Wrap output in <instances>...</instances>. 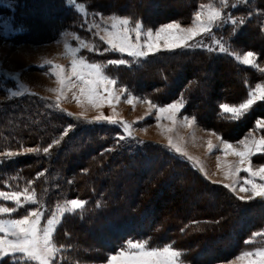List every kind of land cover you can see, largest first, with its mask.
<instances>
[{
	"label": "rangeland",
	"instance_id": "obj_1",
	"mask_svg": "<svg viewBox=\"0 0 264 264\" xmlns=\"http://www.w3.org/2000/svg\"><path fill=\"white\" fill-rule=\"evenodd\" d=\"M22 1L23 0H0V161L5 160V158H9L6 155L8 152L14 153L13 156L31 154L34 156L35 161L22 168L2 173L0 180V191H23L25 187L29 188V191L34 189L37 200L43 204V208L41 210L45 212V218L41 221V227L44 226L46 219L50 217V214L56 210V206L58 204L62 205L65 201L71 199H80L86 201L87 204V200L70 195L71 191L69 188H71V186L77 181H80V177L77 178L79 175L76 173L75 177L74 171L76 167L78 168L83 166L78 164L75 166L73 171H71L72 165L74 167V164L78 162V160H74L72 157L77 154V151L74 150L77 148L76 145L68 146V135L70 131L79 126L98 123L115 126L117 135H126L123 133V130L119 125L108 123L105 120H96V117L101 115L104 117H114L116 120L127 121L129 124H133L134 121H138L137 123L133 124V136L127 137L125 139L130 140V143L144 146L147 143H154L170 150L168 148V137H172L173 141L177 143V145L180 146L184 152L194 158H198L199 161L203 163L204 169L207 172V178L201 172L200 173L203 178L209 181V183L218 186L220 185V187L225 183H231V180H226L224 178L223 171L218 170L217 157L220 156L222 165L225 161L237 163L239 161V157L231 154L227 157H224L219 151L216 150H214L212 153H209L207 141L211 140L213 145H218L220 142L217 139V135H219L222 139L230 142L234 147L241 148V146L238 144V141L243 139L249 133H251V136L255 137L256 139H259L260 136L264 135V131L255 129L256 120L258 118H264L263 116L255 118L251 127L248 128L241 137H238L237 139H230L225 136L224 129L218 127V129L221 130L220 133V131H218L216 128L213 129L210 126L203 125L197 120L196 117V123L194 125L181 126L179 121L182 120L183 116H188L189 118L193 117L191 114L184 113V108L182 109L181 113L178 114L177 124L175 126H173L172 122L167 119H162L160 121V126H157L155 109H152L151 114L146 116V113H149L150 109L149 105L143 101L150 99L140 98L135 94H132L129 90H127L128 93H131L133 97L137 98L134 100L135 107L125 102V96H121L120 102L114 104L115 114L113 112V107L109 106L107 103H105L102 107H93L91 104L87 103L84 97H81V103L77 104L73 99V94L75 93L77 96H79L78 87L71 90L65 89L64 96L60 99L59 107H56L57 93L50 91L49 89L58 88L59 85L55 76L50 72V66L45 64V61H52L53 64L62 65L64 66L65 72L70 73L72 56L66 51L65 44L72 48L77 47L79 45V41L76 39V37L79 36L81 39L86 40L89 44L98 45L100 52H103V49L107 47L103 41L99 40V36L94 35L96 31L95 29H92L91 31L88 30V26L91 23H100L103 27L102 18L106 20L112 14H116L120 17H128L133 22L136 20H141L137 17H134L133 14L123 12L121 13L120 10L116 9L109 10L107 12L98 11V7L95 4H90L89 0H76V3L85 4V7L89 13L94 12L100 14L95 18L92 16L84 17L82 14L76 11L70 0H61L64 2L63 5L67 7L68 12L64 18L66 20L62 21L61 26L58 28V30H56L58 23L55 22L56 19H54L52 15L56 11L57 0ZM173 2L174 9L179 8V6H187L188 4H191L193 9L191 10L192 12L190 11V14L187 15V19L173 18L155 24H150L148 21H141L144 27L155 29L163 24L174 21L179 22L182 27H190L192 16L197 10L198 6L200 4L214 3L215 0H173ZM235 2H238V0H229L230 5L231 3ZM6 3L14 4V9L10 10L9 8H6L4 6ZM159 4V2L155 1L146 5L148 8L152 9L159 6ZM239 9L241 10L239 11ZM222 11L225 13L230 12L234 19H244L246 21L244 25L248 24L247 27L251 28L250 31L247 27V29L242 28L243 25L237 24L233 26L231 23H223L220 27V31H223V29L228 27L226 31L227 38L234 34L239 36L236 38L237 43H233L232 47H230L226 42L225 47L229 48L230 52L240 53L241 55L247 51L254 52L257 55V64L259 68L264 69V0H250V2L247 4H240L236 8L229 7L227 9H222ZM26 17H29V19H26ZM62 19L63 18L60 20ZM248 19H251V22L247 23ZM5 21H10V26L6 27L3 23ZM215 30L216 29L214 28V31ZM245 31L249 32L247 33ZM251 32L252 35L250 34ZM24 33L27 35H24ZM100 35H103V33L101 32ZM219 35L220 34L215 33L216 38H222L221 35ZM204 39L206 44L211 43L209 38L205 37ZM247 42H251L253 44L249 43L250 46H248ZM162 43L163 42L161 41V44ZM252 45L255 46L251 48ZM212 47L214 49L217 48L215 44H212ZM215 52H218V49L209 53L213 54ZM79 55L86 56L89 62L106 63V53L100 55L97 52L90 53L87 49H83ZM184 61L186 60H182L180 62L184 63ZM236 62L241 64L238 61ZM241 65L247 66L243 64ZM247 67L253 71H251V74L249 73V79L248 77H245L243 80L244 86L247 87L245 96L239 100H229L227 103L229 106H237L246 98L250 87H254L257 83H264V73H261L250 66ZM217 69L218 68L215 65H211L210 68L205 70L204 80L201 81L199 90L200 97L207 98L206 96L209 95L211 91L209 83L211 82L213 75H215L217 72ZM225 74L227 77H229L227 80L232 81V83L229 82L230 84L241 88L240 84L236 81L235 75H231L227 72H225ZM19 84L25 85L27 87V91L20 96H11V92L19 90L17 87ZM113 87L117 94H119L121 88H125L118 83ZM192 87L193 86L191 85L190 90ZM218 91L224 92L226 90H224V88H220ZM29 95L34 96L30 97ZM21 97H24L25 100L20 99ZM179 98H181V96L162 104H157L152 100L150 101L158 106H166L167 104L172 103ZM221 103H218V106ZM207 108L208 112H211L210 107ZM217 110H219V107ZM57 113L62 114L63 117L61 118V116H59ZM68 113H71L72 115H68ZM64 115H68L72 121L68 124L65 123L63 120ZM220 127H222V124H220ZM168 128H173V131H164ZM65 132H67V135H64ZM213 133H216L217 135H213ZM40 136L44 137L43 145H38L36 142V139ZM55 140H59L60 142L58 144H53L50 151L47 154H44L43 148L48 147ZM73 140H76L74 142L81 146L82 141L79 136L74 137ZM26 148H39L40 152L26 153ZM184 159L187 161L186 158ZM153 160L154 158L150 157L145 161H142L138 171H143V174L149 172L151 169L147 170V167L153 164ZM187 162L193 166L191 162ZM132 164L133 162L131 161L125 166V172H128L131 169ZM38 165L43 166V168L39 169ZM262 165H264V154H257L252 157L251 167L254 170L259 169ZM245 176H247V173H240L241 178ZM175 177H179V174L176 172H171L168 176V181L161 187L163 191L168 189L170 196H176L180 190H174L171 186V181ZM191 178L192 177L190 175L187 182L185 181L187 184H185L183 180L178 179V184L181 185L180 188L183 189L182 187H184L185 189L180 191L190 193L189 197L191 199H187L186 202L184 201L186 207H190L192 204L199 203L201 199L199 194L194 192V188L192 187L191 189L190 185L194 184ZM29 181H31V183H29ZM126 181L127 179H125V182ZM143 181V177L136 179L133 188L135 189L141 186ZM212 181H218L219 183H212ZM115 184H119V182H115ZM218 189L222 191L221 188L218 187ZM224 189L225 192H222L224 193V198L228 202L229 206L227 213H221L219 210L220 208L218 209V206L216 205L217 199L215 197V193L213 190H211V192L209 189L206 190L204 194V197L210 202L206 206L208 208L207 213L206 215H201L204 217L217 218L220 214H222L224 217L229 212H231V209L238 207L237 205L234 206L229 200L230 198L228 197V193H230L235 199H237V193L245 197L250 195V193L239 192V188H237V193H232L226 188ZM157 195H162V191L158 190ZM111 197L113 198L114 196ZM162 201L163 205H167L170 202V199L165 198ZM237 201L240 200L237 199ZM260 201H262L260 198H256L254 200L240 202L243 205L247 203H257ZM0 206L15 207V204L12 201L0 200ZM37 207L38 205L25 204L17 212H14L11 218H21L26 214V210H35ZM225 207L226 205L224 204L222 208L224 211L226 209ZM258 208H252L251 214L253 211L257 212ZM80 210L77 212H80ZM259 213L263 214V216H259V219L256 221V223L259 224L249 231L245 241L251 239L253 233L258 231L264 232V209H259ZM259 213L257 212L256 214ZM71 214L74 213H67L61 217V223L57 226V230L53 236L54 242L57 244V246H63L57 253V256L59 257L58 264H107L108 257L116 254L121 245L129 240L127 239L121 244H117L116 248L113 250H104L103 246L101 245L103 236L91 235L89 231H91L92 228L94 230L95 226H86L78 230V233H76V235H80L79 237L81 238L79 239L77 237L75 240L73 239L70 244L71 240L67 236V233L63 234V230L60 228H62L61 224L63 223V220L66 217H71ZM179 214H181V212H179ZM253 216V218H255L256 215L254 214ZM3 218L9 217L5 216ZM243 218H245V215ZM214 221L206 219L203 223L210 224ZM190 225V229L188 228V231L186 233L184 232V235H182L184 229L183 231L182 229L179 230L181 240L188 237L190 235L188 233L202 232L201 222H199L197 225H194V223H191ZM105 226L106 223L98 224L95 229H104ZM179 231L175 232L176 235H179ZM232 236V233H229L227 234L226 239H232ZM210 237L212 238V236ZM131 240L143 241L148 239L131 238ZM77 241L78 250L75 251L73 246ZM218 241L219 239L214 242L211 241L212 243L209 242V246L204 248V250L198 255L197 252L202 249L204 241L202 243L196 242L195 244L191 245L189 248L190 250H188L186 254L182 248H179L173 242L164 244L150 242V246H164L167 244H173L176 249L181 250L182 253H184L182 256L183 264H241V262L236 260V257L240 255L242 251H251L256 247L264 246V236H261L257 237L252 244H245L244 241L242 247L227 258L204 261V257L211 253L214 254L213 251L216 249V246L214 245H216ZM183 243L185 244L187 242L183 241ZM200 259L202 260L200 261ZM0 264H10L9 259L0 258Z\"/></svg>",
	"mask_w": 264,
	"mask_h": 264
},
{
	"label": "trees",
	"instance_id": "obj_2",
	"mask_svg": "<svg viewBox=\"0 0 264 264\" xmlns=\"http://www.w3.org/2000/svg\"><path fill=\"white\" fill-rule=\"evenodd\" d=\"M155 1L160 3L159 6L152 9L147 7L146 4ZM89 2L95 4L98 11L107 12L116 9L120 10L121 13L133 14L134 17L139 18L141 21H148L150 24L173 18L187 19V15L193 9L191 4L174 9L173 0H89ZM63 4V1L57 0L56 11L52 15L56 19L55 22L58 23L56 30L61 26L62 21L66 20L64 18L68 9ZM61 18L63 19L60 20ZM26 19H29V17H26ZM248 22H251V19H248ZM247 25H243L242 28H249ZM227 28L223 31H220V29L215 30L214 33L220 34L223 40L225 37L224 42L232 47L233 43H237L236 38L239 36L234 34L227 38ZM249 30L251 31V28ZM245 32L248 33L249 31ZM250 34L252 35V32ZM24 35L27 34L24 33ZM249 43L253 44L247 42L248 46H250ZM253 46L255 45H252L251 48ZM118 58H120L119 53H106V62L109 59ZM127 59L130 60L131 58ZM182 60L186 61L182 63L180 62ZM211 65H215L218 69L211 82H208L211 88L209 95L206 96L207 98H202L199 95L201 81L204 80L205 70L210 68ZM251 71L253 70L238 64L228 54L219 52L212 54L204 48L161 51L148 57L146 61L140 64H133L130 67L120 66L119 68L109 66L106 70L107 74L117 79L118 84L124 86L132 94L143 99L149 98L157 104L169 102L180 96L183 97L185 103L184 113L196 117L205 126H210L213 129H218V127L224 129L225 136L230 139L241 137L251 127L255 118L264 117V103L254 106L250 114L239 122L229 121L226 117L221 118L218 115V103H228L229 100H239L245 96L247 87L244 86L243 80L245 77L249 79ZM225 72L235 75L241 88L230 84L229 82L232 83V81L227 80L229 77L226 76ZM191 85L193 87L190 90ZM220 88H224L226 91L219 92ZM20 99L25 100L24 97ZM207 107H210L211 112H208ZM57 114L61 118L63 117L62 114ZM63 120L67 124L72 121L68 115H64ZM220 124H222V127H220ZM218 131L221 133L220 129ZM116 132L115 126L93 123L76 127L68 135V146L76 145L77 147L74 149L77 154L72 157L78 162L74 164V167L72 165L71 171L78 164L83 165L82 167H76L74 171L75 177L77 173L79 175L77 178L80 177V181L69 188L70 195L87 200V204L80 212L71 214V217H66L61 224L62 228L60 229L63 230V234L67 233L71 240L70 244L73 239L81 238L80 235H76L81 228L86 226L96 227L98 224L106 223L104 229H95L94 227V230L92 228L89 231L91 235L103 236L101 245L104 250H113L117 244L132 238L148 239L150 242L160 244L173 242L179 248H182L186 254L191 245L204 241L202 249L197 252L198 255L204 248L209 246V242L212 243L219 239L217 244L214 245L216 246L213 251L214 254L211 253L204 257V261H209L211 259L227 258L242 247L249 231L259 224L256 223L259 216H263L259 213V209H264V201L242 205L240 201H237L227 192L229 200L234 206L237 205L238 207H234L235 209L230 207L231 212L224 217L222 214L217 218L204 217L201 214L206 215L208 209L206 206L210 203L204 197V194L209 189L215 193L218 209L220 208L221 213H227L229 206L222 192H225L223 186L209 183L183 157L161 145L147 143L144 146L130 143V140L120 141ZM76 136L81 138V146L74 142L76 140L73 139ZM43 140L44 137L40 136L36 139V142L38 145H43ZM150 157H153L154 160L153 164L147 167V170H151L147 173L144 171L146 174H143V171H138L140 163ZM33 161H35V158L31 154L17 155L1 160L0 180L2 173L22 168L33 163ZM131 161L133 162L131 169L125 172V166ZM38 168L42 169L43 166L38 165ZM171 172L179 174V177H175L171 181L174 190H185L184 187H182L183 189L180 188L181 185L178 184V179L183 180L185 183L191 175L194 184L190 186L201 197L199 203L186 207L184 201L191 199L189 192L179 190L176 196H170L168 189L162 190L161 187L168 181ZM139 177H143L144 181L141 186L134 189V182ZM125 179H127L126 182ZM115 182H119V184H115ZM158 190L162 191V195H157ZM165 198L170 199L167 205H163L162 200ZM224 204L226 205L225 211L222 209ZM252 208H258L257 212L259 214H256V211L251 214ZM254 214L256 215L255 218H253ZM244 215L245 218H243ZM206 219L215 221L210 224L203 223ZM199 222L202 225V232L188 233L190 235L181 240L179 230L184 229L182 233L184 235L191 227V223L197 225ZM178 231L179 235H176L175 232ZM229 233H232V239H226ZM183 241L187 243L184 244ZM77 243L78 241L74 246L72 245L75 251L78 250Z\"/></svg>",
	"mask_w": 264,
	"mask_h": 264
},
{
	"label": "snow or ice",
	"instance_id": "obj_3",
	"mask_svg": "<svg viewBox=\"0 0 264 264\" xmlns=\"http://www.w3.org/2000/svg\"><path fill=\"white\" fill-rule=\"evenodd\" d=\"M70 2L74 5L76 11L84 17L92 16L95 18L100 15L94 12L89 13L83 3H76V0H70ZM249 2L250 0H238V2L230 5L229 0H215L214 3L200 4L192 16L190 27H182L179 22L174 21L155 29L145 28L139 20L133 22L128 17H120L116 14L110 15L106 20L102 18L103 27L100 23H91L88 30L95 29L94 35L99 36V40L107 45L103 52H100L98 45L89 44L86 40L77 36L76 39L79 41L77 47L72 48L65 44L66 51L72 56L70 73H66L62 65L45 61V64L50 66V72L55 76L59 85L58 88L49 89L57 93L56 107H59L65 89L71 90L77 87L79 96L73 94V99L77 104L81 103V97H84L87 103L93 107H102L107 103L113 107L115 114L114 104L120 102L121 96H125V102L135 107L134 100L137 98L128 93L126 88H121L119 94H117L113 86L117 85L118 81L107 74L106 70L109 66L119 68L120 66L130 67L133 64H140L146 61L148 57L161 51L204 48L208 52H213L218 49L219 53L228 54L239 63L264 73V69H260L257 64V55L254 52L247 51L242 55L230 52L229 48L225 47L223 38H216L214 33V28L219 30L223 23H231L233 26L237 24L244 25L246 23L244 19H234L230 12L225 13L222 9L236 8L240 4ZM4 6L10 10L14 9V4L11 3H6ZM3 23L6 27L10 26V21ZM101 32L103 35H100ZM205 37L209 38L211 43L206 44ZM212 44H215L217 48L214 49ZM83 49H87L90 53L97 52L100 55L119 53L120 58L109 59L106 63L89 62L86 56L79 55ZM17 87L19 90L11 92V96H20L27 91V87L23 84H19ZM143 102L147 103L150 109L146 116L151 114L152 109H155L157 126H160L162 119L169 120L175 126L177 116L185 106L183 97L166 106L155 105L150 100H144ZM258 103H264V83H257L254 87H250L246 98L237 106L221 103L218 106L220 110L218 115L221 118L226 117L229 121L239 122L250 114ZM68 115L72 114L68 113ZM96 120H105L108 123L119 125L123 133L126 134L118 135L120 141L133 136V124L138 122L134 121L133 124H129L127 121L102 115L96 117ZM179 123L181 126H192L196 123V118L194 116L191 118L183 116ZM255 129L264 131V118L256 120ZM164 131L171 132L173 128ZM64 135H67V132ZM213 135L217 134L213 133ZM217 139L220 142L218 145H213L211 140L207 141L209 153L216 150L224 157L230 154L239 157L237 163L225 161L223 165L220 156L217 157L218 170L223 171L226 180H231V183H225L223 187L232 193H237V188L241 193H250L247 197L237 193V199L240 201H250L256 198L264 201V165L255 170L251 167L252 157L257 154H264V135L256 139L249 133L238 141L241 148L234 147L219 135H217ZM59 142V140L53 141L48 147L43 148V153L47 154L53 144ZM168 148L186 158L187 161L192 163L193 167L207 178L203 163L198 158L184 152L173 141L172 137H168ZM25 152L39 153L40 149L26 148ZM6 155L11 157L14 153L8 152ZM241 172L247 173V176L241 178ZM212 183L219 182L212 181ZM0 200L12 201L15 204V207L0 206V258L9 259L10 264H58L59 257L57 253L63 246H57L54 242L53 236L57 226L61 223V217L67 213H75L83 209L86 201L71 199L65 201L62 205L58 204L56 210L50 214L44 226L41 227L45 212L41 210L43 204L37 200L34 189L29 191V188L25 187L23 191H0ZM25 204L38 205V207L35 210H26V214L21 218H11L12 214ZM97 206L99 207V205ZM5 216L9 218H3ZM261 236H264V232L253 233L252 238L246 240L245 244H252L257 237ZM183 255L184 253L176 249L173 244L150 246V240L133 241L129 239L121 245L116 254L108 257L107 264H183ZM236 260L241 264H264V246L256 247L251 251H242L236 257Z\"/></svg>",
	"mask_w": 264,
	"mask_h": 264
}]
</instances>
